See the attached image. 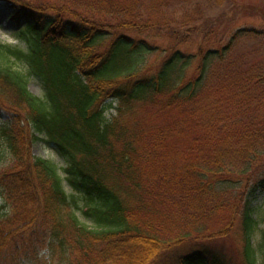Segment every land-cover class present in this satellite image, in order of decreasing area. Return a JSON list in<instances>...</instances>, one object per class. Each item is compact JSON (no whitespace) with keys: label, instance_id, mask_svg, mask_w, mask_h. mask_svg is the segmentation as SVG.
I'll list each match as a JSON object with an SVG mask.
<instances>
[{"label":"trees","instance_id":"obj_1","mask_svg":"<svg viewBox=\"0 0 264 264\" xmlns=\"http://www.w3.org/2000/svg\"><path fill=\"white\" fill-rule=\"evenodd\" d=\"M0 1L26 43H0V136L17 160L0 181L29 176L0 184L13 203L0 220V249L48 223V247L67 242L73 260L71 250L84 244L79 264H236L216 242L240 233L243 264H264L250 240V201L222 193L244 177L264 189V177L255 180L264 158V66L235 53L264 31L236 29L209 46L219 17L191 26L194 14L174 16L175 0ZM161 34L167 43H150ZM199 37L195 52L181 50ZM156 52L159 63H145ZM31 74L42 97L27 89ZM107 109L115 111L109 120ZM39 135L66 161L64 180L81 196L64 191L52 161L30 154ZM16 245L0 264L23 259L21 239ZM181 245L190 248L167 257Z\"/></svg>","mask_w":264,"mask_h":264},{"label":"rangeland","instance_id":"obj_2","mask_svg":"<svg viewBox=\"0 0 264 264\" xmlns=\"http://www.w3.org/2000/svg\"><path fill=\"white\" fill-rule=\"evenodd\" d=\"M37 1L41 3H53L49 1ZM171 4L173 5L172 8L174 10L172 8H164L169 15L172 13V10L175 11L174 16L177 18H181L183 16L191 17L192 14H194L195 18L190 23L191 26L199 25L201 23L202 20H198V18L202 19V17H204L207 19H214L219 17L216 31L219 32L220 35L215 40H212L213 38L211 36V41L209 40L208 42L209 46L216 45V42L219 43V39L222 43H224L226 38L236 29L252 28L264 31V14L262 13V11H264V0H190L187 3L183 0H175V2ZM195 8L198 10L197 13L194 11ZM252 11H256V14H252ZM201 13H203V16L200 17ZM169 15L167 14V17H169ZM20 29V26L15 25L14 22L9 19L7 6L3 1H0V43L25 49L26 43L21 38ZM127 34L131 37H138L135 34ZM162 36L163 34L158 37L154 36L150 43L153 45H158L160 43L162 45V43H167L165 40H160ZM201 43L202 40H200L199 37L194 43L182 46L181 50L183 52L193 53L201 45ZM235 53L237 55L248 54V56L245 57V60L251 62L255 60L257 62V67L264 66V35H261L259 40L244 39L240 41V45L236 49ZM144 57L145 63H147L148 59V62L150 61L154 65L159 63L161 58L157 52L150 55L148 54ZM251 62L248 63V65H250ZM18 69H22L23 72L27 73V69L24 66H18ZM27 89L35 96H43L44 90L42 81L35 75L31 74L27 76ZM109 101L110 100H108V102ZM112 105H115V103L112 102ZM104 115L105 119L109 120L115 115V111L113 109H107ZM5 119L6 111L0 103V128ZM30 131L32 132L31 129ZM39 137V139L30 142V154L33 157L52 161L56 165L58 175L63 179L62 187L64 191L69 195H75V197L81 196V194L76 193L72 188H70L64 180L65 175L63 169L66 167V161L46 143L43 135H39ZM15 162H17V160L14 159L10 153H7V151L4 150V140L1 138L0 173L8 170ZM256 168L259 170V174L255 180H259L264 177V158L263 163H260ZM8 173L9 172H7L6 175ZM5 178L1 179L0 184L7 186L10 182L15 183L16 185V182L21 179H28L29 176L23 175L22 172H16L15 174H8ZM239 179H236V182L233 184L231 183L228 185L222 193L228 200L235 199L239 205L250 201L251 215L253 220L257 222L256 229L252 233L250 240L256 251L258 263H264V241L261 232L264 228V189L261 184L252 180V178L244 177ZM81 200V198L77 199L79 203H81ZM12 204L13 203L10 202L7 194L3 193L0 196V220L3 221L2 218L4 215H10L12 213ZM80 207L82 206L80 205ZM75 214L81 221L88 225L91 224L89 220L81 215L79 210L76 211ZM6 227L7 230L11 229L10 225H7ZM49 228L50 225L47 223L44 226H37L27 233L17 235L5 248L0 249V258L4 257L6 253L14 250L17 247V240L21 239L23 247L20 248V250L25 254H23V259L16 264H68V259L71 264H79V260L75 255L81 253L82 249H86L84 244L82 243L78 249L71 250V253L74 255L73 260H71L70 256L67 254V242H64V245L59 246L54 243L53 248L48 247V243L51 240ZM33 230L39 233L40 236L39 238H34L31 241L29 234L33 233ZM239 234L235 233L234 235L224 237L223 240H217L216 246L224 247L232 256L233 262L236 261V264H243L241 261L242 258L240 257L242 238ZM189 248L190 247L187 245L175 247L167 252V257H175L178 254L186 252Z\"/></svg>","mask_w":264,"mask_h":264}]
</instances>
